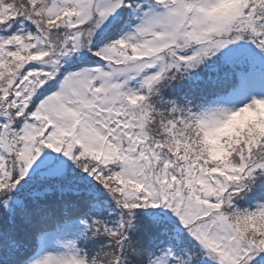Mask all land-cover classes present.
Masks as SVG:
<instances>
[{
	"label": "snow or ice",
	"instance_id": "6c2138e0",
	"mask_svg": "<svg viewBox=\"0 0 264 264\" xmlns=\"http://www.w3.org/2000/svg\"><path fill=\"white\" fill-rule=\"evenodd\" d=\"M0 264H264V0H0Z\"/></svg>",
	"mask_w": 264,
	"mask_h": 264
}]
</instances>
